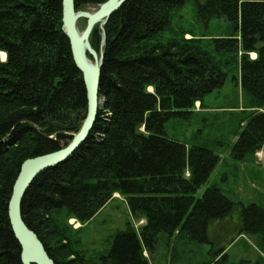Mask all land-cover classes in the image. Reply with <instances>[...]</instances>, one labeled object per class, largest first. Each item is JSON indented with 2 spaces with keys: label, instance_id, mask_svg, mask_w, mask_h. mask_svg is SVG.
Segmentation results:
<instances>
[{
  "label": "trees",
  "instance_id": "16d2710c",
  "mask_svg": "<svg viewBox=\"0 0 264 264\" xmlns=\"http://www.w3.org/2000/svg\"><path fill=\"white\" fill-rule=\"evenodd\" d=\"M104 1L74 0V7ZM187 1L125 0L103 29L95 25L90 33L91 47L103 53L95 122L69 158L35 176L21 202L24 223L55 264H151L161 233L169 241L185 233L210 245L216 260L210 264L226 262L225 246L214 249L209 227L227 220L229 236L235 214L237 236L254 237L264 249V206L233 201L216 186L198 197L219 156L165 131L170 119L191 118L196 104L205 108L204 97L227 78L218 57L230 53L238 57L234 80L247 101L231 156L239 162L263 148L264 0H191L204 25L222 18L233 27L232 34L210 39L217 56L202 38L173 36L171 11ZM165 31L170 36L163 40ZM86 107L82 74L62 27V0H0V264H23L8 216L21 164L65 145ZM114 193L144 223L128 221L106 253L86 257L74 248L67 221L85 223Z\"/></svg>",
  "mask_w": 264,
  "mask_h": 264
},
{
  "label": "rangeland",
  "instance_id": "374dc122",
  "mask_svg": "<svg viewBox=\"0 0 264 264\" xmlns=\"http://www.w3.org/2000/svg\"><path fill=\"white\" fill-rule=\"evenodd\" d=\"M92 9H95L92 7ZM91 9V10H92ZM170 28L173 36L198 37L205 41V49L212 56H217L213 49L211 38L227 36L233 33L232 25L222 18H212L206 25L197 19L196 4L188 0L182 7L171 11ZM85 24V21H83ZM80 25V31L84 28ZM169 32L161 34L162 39L169 37ZM216 60L217 57H213ZM219 61L227 72L224 85L213 90L203 99L205 108L196 104L193 115L188 120L172 118L165 124L167 135L174 140L188 146H203L219 156V162L210 174L207 182L197 191L200 197L206 187L216 186L233 201L245 204L255 202L264 206V154L258 150L252 156L242 161H235L231 156V148L237 139V122L243 117L246 100L235 82L237 76L238 57H231L230 53H223ZM151 90V88H150ZM264 110V109H263ZM242 127V125H241ZM130 221L136 226L125 199L114 193L110 201L99 210L90 220L81 224L69 219L71 227V242L74 248L80 250L86 257H96L104 254L110 247L112 236L125 228ZM209 227L214 243V249L227 246L229 230L227 221ZM237 215L230 217V243L226 253L228 260L217 264H264V249L259 247L255 238L236 234ZM225 231L227 234H225ZM234 239V241H232ZM209 244H199L185 233L176 235L169 241L165 234H159L156 254L148 256L151 264H210L216 262L209 255Z\"/></svg>",
  "mask_w": 264,
  "mask_h": 264
},
{
  "label": "water",
  "instance_id": "95a60500",
  "mask_svg": "<svg viewBox=\"0 0 264 264\" xmlns=\"http://www.w3.org/2000/svg\"><path fill=\"white\" fill-rule=\"evenodd\" d=\"M124 1L106 0L92 10H75L74 0H62V27L69 39L73 61L82 74L86 89L87 107L80 128L72 134L71 139L65 145L57 151L28 158L20 166L8 203V216L11 228L21 245L23 264H55L37 234L24 223L21 214L22 198L30 183L40 171L65 161L87 138L101 103L99 99V82L100 66L103 59L102 50L97 53L91 47L89 36L95 25L103 29L108 17ZM79 19L85 20V26L81 31L78 27ZM103 44L104 32L102 30L101 45Z\"/></svg>",
  "mask_w": 264,
  "mask_h": 264
},
{
  "label": "crops",
  "instance_id": "0c3cea01",
  "mask_svg": "<svg viewBox=\"0 0 264 264\" xmlns=\"http://www.w3.org/2000/svg\"><path fill=\"white\" fill-rule=\"evenodd\" d=\"M263 111H264V110H263ZM261 151H263V154H264V146H263V148L261 149ZM226 221H227V220H226ZM226 221H225V222H226ZM223 223H224V222H223ZM217 224H219V223H217ZM229 236H230V235H229ZM229 236L225 238V239H228V240H229L227 246H225V250H227V248H228V247L231 245V243H232V242L230 243V239H231V238H230ZM240 236H241V235H240ZM233 241H234V240H233Z\"/></svg>",
  "mask_w": 264,
  "mask_h": 264
},
{
  "label": "built area",
  "instance_id": "2783aa9c",
  "mask_svg": "<svg viewBox=\"0 0 264 264\" xmlns=\"http://www.w3.org/2000/svg\"><path fill=\"white\" fill-rule=\"evenodd\" d=\"M251 56H252V57H255V54L253 53V54H251Z\"/></svg>",
  "mask_w": 264,
  "mask_h": 264
},
{
  "label": "bare ground",
  "instance_id": "6f19581e",
  "mask_svg": "<svg viewBox=\"0 0 264 264\" xmlns=\"http://www.w3.org/2000/svg\"><path fill=\"white\" fill-rule=\"evenodd\" d=\"M2 54V53H1ZM4 54V53H3Z\"/></svg>",
  "mask_w": 264,
  "mask_h": 264
}]
</instances>
